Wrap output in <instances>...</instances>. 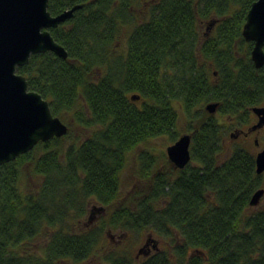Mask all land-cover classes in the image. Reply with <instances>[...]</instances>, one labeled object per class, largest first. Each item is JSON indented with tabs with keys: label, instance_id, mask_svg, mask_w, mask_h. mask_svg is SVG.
Here are the masks:
<instances>
[{
	"label": "trees",
	"instance_id": "16d2710c",
	"mask_svg": "<svg viewBox=\"0 0 264 264\" xmlns=\"http://www.w3.org/2000/svg\"><path fill=\"white\" fill-rule=\"evenodd\" d=\"M253 1H48L51 15L80 5L49 29L67 57L32 54L16 72L53 116H71L90 134L65 144L68 130L0 166V264L84 261L104 235L101 225L81 228L91 204L109 210L112 227L181 239L139 264H264V211L249 205L260 185L255 154L225 149L212 115L188 131L184 169L155 173L153 158L141 155V191L118 204L125 154L160 136L174 142L179 104L199 122L212 101L230 116L264 102V66L254 67L253 43L242 37ZM28 167L38 181L30 192L21 188ZM39 236L41 254L30 243Z\"/></svg>",
	"mask_w": 264,
	"mask_h": 264
},
{
	"label": "water",
	"instance_id": "95a60500",
	"mask_svg": "<svg viewBox=\"0 0 264 264\" xmlns=\"http://www.w3.org/2000/svg\"><path fill=\"white\" fill-rule=\"evenodd\" d=\"M48 1L0 0V166L28 153L39 142L62 137L68 131L67 125L52 115L49 102L29 90L26 78L16 72L17 67L28 63L32 54L51 51L60 58L67 57L66 49L54 40L49 29L70 19L80 5L51 15ZM242 37L253 43L250 58L254 67L260 69L264 66V0H255L250 5ZM138 98L132 96L133 100ZM217 106V102H209L206 110L214 114ZM252 111L258 121L251 130H256L264 125V107L253 106ZM191 138L190 133H183L167 146V158L175 168L183 169L190 162ZM255 163L256 173L260 174L264 171V148L257 153ZM263 193L262 188L257 189L249 205L257 206ZM147 238L144 246L149 242Z\"/></svg>",
	"mask_w": 264,
	"mask_h": 264
},
{
	"label": "rangeland",
	"instance_id": "374dc122",
	"mask_svg": "<svg viewBox=\"0 0 264 264\" xmlns=\"http://www.w3.org/2000/svg\"><path fill=\"white\" fill-rule=\"evenodd\" d=\"M205 30L206 26H203L202 32H205ZM123 41L124 38L121 39L120 43ZM206 105L207 104L201 105V112L198 114L199 122L184 112L180 104L178 107H176L178 112L176 131L179 133L176 135V139L179 135L188 133L190 130H194V128H197L207 116L212 115L220 124L222 133L221 144L225 149L230 150L235 147H244L249 150L250 153H255L258 150V148L253 143V136L249 140L243 141L242 139H239L237 137L238 134H236L238 131L245 130L250 125H252L254 120L251 119L249 122L245 123V118H243L240 121L244 122L245 124L241 125L237 121L236 116L242 115V113L233 115L236 118L230 117V115L227 113L222 114L217 107L216 112L214 114H210L206 110ZM63 122L67 125L69 130V136L67 139H65V144L67 142H73L79 137V141H81L90 134V131H87L81 126L77 125L71 116L66 117ZM231 134H233L235 137L231 138ZM172 143L173 140H171L169 136H160L138 143L125 154V163L119 174L120 195L118 204L125 201V199H129L128 197L130 195L137 196L141 191V187L143 186L144 182L142 183V180L139 178L138 170L140 169L141 164L143 166L146 164L141 155L153 158L154 163L152 164V169L155 171V173L164 172L166 174H170L174 171L173 165L170 161H168L166 155V148ZM36 150L37 152L40 151L39 149ZM29 167L28 169L24 168L21 175V188L28 192L33 191L37 187L38 182L35 178L30 176ZM261 183L264 185V178L261 180ZM125 203L126 202H124V204ZM92 206L94 205H89L88 212L85 214V218H83L85 223L81 224V228L89 227L92 229L101 225L103 226L104 231L103 238L100 239L94 252L84 261L80 263H74L71 260H65L60 264H139L144 257L142 255L136 257V254L138 253V250L143 247L148 235H151L153 238L152 240L154 241H150L155 242L158 251L169 250V252H171L174 244H181V239H175L173 236L164 237L157 235L152 231L141 232L139 235H133L132 233L122 230L121 228L112 227L110 226V218L108 216L109 210L93 212ZM253 211H264V198L261 199V202L257 206L251 207L250 213ZM152 242H150V245L148 243V246L150 247L149 254H152L156 251L151 247ZM30 243L33 245L34 251L38 254H41L45 246L44 236H39ZM193 250L194 249H190L184 259H187Z\"/></svg>",
	"mask_w": 264,
	"mask_h": 264
},
{
	"label": "flooded vegetation",
	"instance_id": "af4514ba",
	"mask_svg": "<svg viewBox=\"0 0 264 264\" xmlns=\"http://www.w3.org/2000/svg\"><path fill=\"white\" fill-rule=\"evenodd\" d=\"M212 102H217L218 103V110H219V106L221 105L220 104V102L219 101H212ZM254 106H259V107H264V102L262 103V104H259V105H254ZM253 107V106H252ZM252 107H250V108H248V110H247V112H243V111H241V113H242V115H239V116H236L237 117V121L239 122V124H241V125H243V124H245V123H247V122H249V120H254V122H253V124L252 125H250L248 128H246L245 130H240V131H238L236 134H238V138L239 139H242L243 141H247V140H249L252 136H253V143H254V145L258 148V150L254 153L255 154V159H256V155H257V153L259 152V151H261L263 148H264V125L262 126V127H260V128H258V129H256V130H251V128H252V126L254 125V124H256L257 123V121H258V116L252 111ZM219 114H220V112H219ZM230 117H235V116H230ZM235 117V118H236ZM243 118H245V119H248V120H246V122L244 123V122H241L240 120H242ZM237 138V139H238ZM191 140H192V138H191ZM190 146H191V144H190ZM190 154H191V149H190ZM169 161V160H168ZM191 162V161H190ZM189 162V163H190ZM188 163V164H189ZM187 164V165H188ZM173 165V164H172ZM186 165V166H187ZM185 166V167H186ZM173 169H174V171L175 170H182V169H179V168H175V166L173 165ZM184 169V168H183ZM255 173H256V163H255ZM257 174V173H256ZM258 176H259V178H260V185L257 187V189H259V188H262L263 190H264V185L261 183V180L264 178V171L263 172H261L260 174H257ZM256 189V190H257ZM264 198V193H263V195H262V197H261V199H263ZM261 199H260V201H259V203L261 202ZM148 237L149 238H147V239H149V245H150V242H152V241H150V239L152 240L153 238L151 237V235H148ZM145 243H146V241H145ZM144 243V244H145ZM148 243H147V245L146 246H144V244H143V246L144 247H142V248H140L139 250H138V253L136 254V257H139V255H142L144 258L145 257H148L149 255H151V254H149V252H150V247L148 246ZM151 247L154 249V250H156V251H158V249H157V245L155 244V242H152L151 243ZM146 248V249H145ZM141 251V252H140ZM140 252V253H139ZM143 258V259H144Z\"/></svg>",
	"mask_w": 264,
	"mask_h": 264
}]
</instances>
